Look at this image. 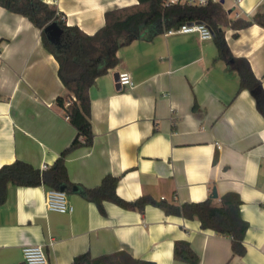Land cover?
<instances>
[{
	"label": "crops",
	"instance_id": "1",
	"mask_svg": "<svg viewBox=\"0 0 264 264\" xmlns=\"http://www.w3.org/2000/svg\"><path fill=\"white\" fill-rule=\"evenodd\" d=\"M67 25L88 34L104 24V12L137 0H44ZM231 16L251 18L264 0H223ZM234 33H237L234 36ZM234 57L245 58L264 90V27L225 28ZM118 63L89 88L93 141L66 155L73 187L71 212L48 210L45 185L9 184L0 204V264L23 261L22 247L41 244L48 264H69L124 250L155 264H192L173 258V242L187 240L198 264H264V115L254 94L218 58L213 37L196 32L159 33L117 50ZM58 63L42 45L40 29L0 6V166L15 159L51 166L76 136L55 98L65 95ZM128 71L133 85L115 87ZM195 106V109L193 108ZM119 176L117 194L150 195L182 203L237 192L248 221L245 253L233 255L230 237L199 221L165 214L148 204L142 212L104 201L105 213L80 194L102 178ZM216 189V197L212 189Z\"/></svg>",
	"mask_w": 264,
	"mask_h": 264
},
{
	"label": "trees",
	"instance_id": "2",
	"mask_svg": "<svg viewBox=\"0 0 264 264\" xmlns=\"http://www.w3.org/2000/svg\"><path fill=\"white\" fill-rule=\"evenodd\" d=\"M0 6L28 18L40 29L43 47L58 63V76L63 83L65 95L55 98L56 105L76 128V136L45 169L34 167L27 161L15 159L0 166V204L4 203L9 184L16 186L45 185L48 188L67 191L73 187L65 164L66 155L80 146L93 141L89 88L96 78L105 74L118 63L117 50L134 39H150L165 30L189 21L205 22L213 30L212 36L218 49V58L224 60L228 69H234L239 77V89L254 91L259 111L264 115V90L248 61L234 57L224 39V29H242L253 23L264 27V10L251 18L231 16L222 3L207 5L165 4V0H137L136 4L108 9L104 12V24L94 33L84 32L78 25H67L54 4L44 0H0ZM56 21L63 29L58 43L50 42L43 28ZM237 33H234L236 36ZM68 102V103H67ZM195 109V106L193 107ZM119 176L105 175L94 188H81L80 194L93 202L104 214V201H111L125 209L142 212L146 205L160 207L165 214L186 219L196 218L203 229L229 236L233 255L245 253L244 236L248 221L240 213L242 199L237 192L227 191L215 204L212 197L199 201L170 202L140 195L133 200L120 197L116 192ZM173 258L198 264L199 256L187 240L173 242ZM15 264H25L24 261ZM69 264H155L154 261L136 258L124 250L92 257L89 252L75 255Z\"/></svg>",
	"mask_w": 264,
	"mask_h": 264
},
{
	"label": "built area",
	"instance_id": "3",
	"mask_svg": "<svg viewBox=\"0 0 264 264\" xmlns=\"http://www.w3.org/2000/svg\"><path fill=\"white\" fill-rule=\"evenodd\" d=\"M240 1V0H236ZM220 2V0H165V4H187L203 6L209 3ZM239 15L238 13L236 14ZM196 32L201 39L212 38V29L208 24L201 21H189L178 27H172L165 30L164 34ZM117 82L120 86L133 85L131 75L128 71L117 73ZM68 103V102H67ZM67 118V116H66ZM46 165L42 166L45 169ZM45 206L48 210L58 212H71L73 206L69 203L66 192L62 189L47 188L44 198ZM23 261L25 264H48L46 252L41 244H26L22 247Z\"/></svg>",
	"mask_w": 264,
	"mask_h": 264
},
{
	"label": "water",
	"instance_id": "4",
	"mask_svg": "<svg viewBox=\"0 0 264 264\" xmlns=\"http://www.w3.org/2000/svg\"><path fill=\"white\" fill-rule=\"evenodd\" d=\"M220 3H223V0H220ZM231 10L229 9L228 12H230ZM44 33L46 34L47 39L52 42V43H58L59 39L62 35L63 29L58 25V23L56 21H51L48 24H46L43 28ZM214 35V32L212 30V36ZM117 73L114 74V80L116 82L115 87L117 89L120 88L119 83L117 82ZM252 93H254V91H251ZM63 190V189H62ZM216 189L213 188L212 189V196L216 197Z\"/></svg>",
	"mask_w": 264,
	"mask_h": 264
}]
</instances>
